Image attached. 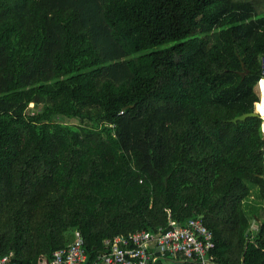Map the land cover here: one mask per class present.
I'll return each instance as SVG.
<instances>
[{
	"label": "trees",
	"instance_id": "16d2710c",
	"mask_svg": "<svg viewBox=\"0 0 264 264\" xmlns=\"http://www.w3.org/2000/svg\"><path fill=\"white\" fill-rule=\"evenodd\" d=\"M263 56L264 0H0V257L200 217L264 264L261 119L230 122Z\"/></svg>",
	"mask_w": 264,
	"mask_h": 264
},
{
	"label": "built area",
	"instance_id": "2783aa9c",
	"mask_svg": "<svg viewBox=\"0 0 264 264\" xmlns=\"http://www.w3.org/2000/svg\"><path fill=\"white\" fill-rule=\"evenodd\" d=\"M255 90L258 103L262 104V112L256 111L264 135V56L260 58V75ZM262 165L264 177V149ZM104 245L105 252L88 262L82 240L75 233L69 245L54 251L49 261L42 258L39 264H214L215 260L212 233L200 217L191 218L183 224L171 222L168 229L118 235L105 240ZM0 264L17 263L13 254L8 253L0 257Z\"/></svg>",
	"mask_w": 264,
	"mask_h": 264
},
{
	"label": "water",
	"instance_id": "95a60500",
	"mask_svg": "<svg viewBox=\"0 0 264 264\" xmlns=\"http://www.w3.org/2000/svg\"><path fill=\"white\" fill-rule=\"evenodd\" d=\"M249 117H257L258 118L259 115H258L257 111L254 109L253 112H251V113H244V114H242L240 116H237V117L231 119L230 122L231 123H236L238 121H244L245 119H247Z\"/></svg>",
	"mask_w": 264,
	"mask_h": 264
},
{
	"label": "rangeland",
	"instance_id": "374dc122",
	"mask_svg": "<svg viewBox=\"0 0 264 264\" xmlns=\"http://www.w3.org/2000/svg\"><path fill=\"white\" fill-rule=\"evenodd\" d=\"M63 122H67V123H73V124H75L76 123V121L75 120H67V119H63L62 120ZM257 225H258V221H251V227H250V232H256V230H257Z\"/></svg>",
	"mask_w": 264,
	"mask_h": 264
},
{
	"label": "crops",
	"instance_id": "0c3cea01",
	"mask_svg": "<svg viewBox=\"0 0 264 264\" xmlns=\"http://www.w3.org/2000/svg\"><path fill=\"white\" fill-rule=\"evenodd\" d=\"M256 107L254 106V109H255ZM256 110V109H255ZM254 233V232H253Z\"/></svg>",
	"mask_w": 264,
	"mask_h": 264
}]
</instances>
